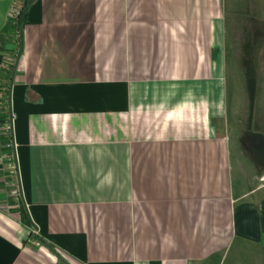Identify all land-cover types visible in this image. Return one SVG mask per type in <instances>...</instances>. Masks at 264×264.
Masks as SVG:
<instances>
[{"label": "crops", "instance_id": "crops-1", "mask_svg": "<svg viewBox=\"0 0 264 264\" xmlns=\"http://www.w3.org/2000/svg\"><path fill=\"white\" fill-rule=\"evenodd\" d=\"M19 1L0 264H264V0Z\"/></svg>", "mask_w": 264, "mask_h": 264}, {"label": "rangeland", "instance_id": "rangeland-1", "mask_svg": "<svg viewBox=\"0 0 264 264\" xmlns=\"http://www.w3.org/2000/svg\"><path fill=\"white\" fill-rule=\"evenodd\" d=\"M11 63H14V60H12V61H9L8 62V64H11ZM8 64H7V66H8ZM7 66H5V69H6V67ZM7 86V85H6ZM6 89V88H5ZM5 96H6V94H4V96L2 97V106H3V108H4V110H6V107H7V100H6V98H5ZM250 113L251 112H249V113H245V112H238V114L240 115V123L241 124H247V123H245L244 122V120H246L247 118H249L250 117ZM254 115H255V113L254 112H252ZM252 115V114H251ZM255 116H253V118H254ZM252 118H250L249 120H250V124H251V121L253 120H251ZM245 127V126H244ZM244 127L243 126H239V127H236V128H238V131L240 132L241 131V133L239 134V135H235L237 138L239 137L242 141H244V140H246V138L248 139H250L251 140V137H252V135L249 133H245L244 131H242V129H244ZM246 128V130L249 128V130L250 129H252L253 127H245ZM257 128V127H256ZM252 143L254 144V146L255 147H257V142H258V140L256 141L254 138H252ZM32 228V230H31V236H30V240H29V245L31 246V247H33V248H36V249H38V248H40L41 246L42 247H47V248H49V249H52V250H54L53 248H51L49 245H47V243H46V241L44 240V239H42L41 237H39L34 231H33V227H31ZM35 250H32V252H34ZM36 252L38 253L39 252V250H36ZM54 253V252H53ZM31 255H33L32 253H31Z\"/></svg>", "mask_w": 264, "mask_h": 264}, {"label": "trees", "instance_id": "trees-1", "mask_svg": "<svg viewBox=\"0 0 264 264\" xmlns=\"http://www.w3.org/2000/svg\"><path fill=\"white\" fill-rule=\"evenodd\" d=\"M16 6H17V8H19V7L21 8L20 13L18 16H16L15 13L12 14V16L10 17V20L8 21V24L6 26V30H9L10 28L20 29L23 25L24 18L26 15L25 11L27 12V10H26L27 9V0H20ZM7 64L8 63H6L4 65V67L7 66ZM15 66H16V63L14 62V63L8 64V66L5 69V71L7 72V75L9 76V78L7 79L9 82H10V78H11V75L14 71ZM9 82H8V84H9ZM8 131H9L8 133L11 134V130L9 129ZM21 215H22V220L24 221V223H26L30 227L34 226L28 210L23 205L21 206Z\"/></svg>", "mask_w": 264, "mask_h": 264}, {"label": "built area", "instance_id": "built-area-1", "mask_svg": "<svg viewBox=\"0 0 264 264\" xmlns=\"http://www.w3.org/2000/svg\"><path fill=\"white\" fill-rule=\"evenodd\" d=\"M20 10H21V8H20V7L17 8V6H16L15 9H14V12H13L12 14L15 13V15L18 16L19 13H20ZM9 161H10V162H9V166H10V168L12 169V172H15L16 169H15V164H14V162L12 161V159H10ZM14 193H15V194H18V191L15 190Z\"/></svg>", "mask_w": 264, "mask_h": 264}, {"label": "water", "instance_id": "water-1", "mask_svg": "<svg viewBox=\"0 0 264 264\" xmlns=\"http://www.w3.org/2000/svg\"><path fill=\"white\" fill-rule=\"evenodd\" d=\"M33 1H34V0H27V9H28L29 5H30ZM27 9H26V10H27ZM25 13H26V11H25ZM25 13H24V14H25ZM16 63H17V62H16Z\"/></svg>", "mask_w": 264, "mask_h": 264}]
</instances>
